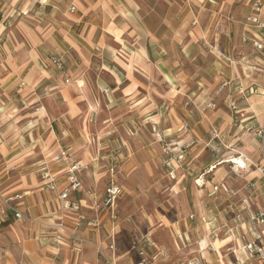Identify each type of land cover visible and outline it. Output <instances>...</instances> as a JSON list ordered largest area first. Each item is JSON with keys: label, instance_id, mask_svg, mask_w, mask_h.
Returning a JSON list of instances; mask_svg holds the SVG:
<instances>
[{"label": "crops", "instance_id": "obj_1", "mask_svg": "<svg viewBox=\"0 0 264 264\" xmlns=\"http://www.w3.org/2000/svg\"><path fill=\"white\" fill-rule=\"evenodd\" d=\"M236 1L217 3L225 14H232L234 22L249 12L250 0ZM210 2V6L215 7L216 0ZM70 5L75 6L74 12L68 11ZM136 11L124 0H0V190L22 193L23 199L18 206L35 219V223H29L9 216L1 224L0 264H56L55 258L64 263L69 251L79 258L88 254L87 259L94 257L89 246L82 243L70 245L66 237L65 241L55 239L54 226L63 220L77 233L75 212L59 209L56 193L42 186V172L37 169L36 174L27 173L21 169L36 163L37 168L46 164L59 174L62 165L51 161V157L62 149L67 152L63 163L77 162L80 165L77 175L81 189L71 197L79 201L81 212L88 217L89 210L92 211L106 231L105 239L109 238L107 242L104 238L98 239V247L109 256L107 246L112 241L117 264H136L139 240L132 245L134 257L124 263L127 261L117 250L114 221L110 219L109 211L96 213L93 210V203L101 199L110 178L116 181L108 170L115 166L109 163L110 159L122 160L124 151L119 148L115 156L106 158L105 172L97 178L102 183L98 191L85 189L83 171L88 164L96 165L99 162L97 153L103 151H96L94 145L87 148L72 141L73 135L111 133L113 126H108V122L114 117L112 107L115 102L118 107H130L126 113L131 115L126 120H140L150 127L158 149L160 144L154 138L156 132L166 140L193 142L185 159L173 163L171 168L175 180L185 185L194 184L191 188L193 194L197 193L194 198L196 210L189 216H198L204 229L218 231L213 232L212 240V236L200 238L198 245L203 244L206 250L205 245L212 241L213 252L224 247L234 260L233 264H248L250 261L239 250V238H251L250 225L236 222L232 211L244 200L248 201L251 210L264 207L263 179L254 167L264 158V58L249 42L242 40L243 36L254 35L255 30L245 23L234 24L232 49L241 50L240 54L235 55L236 59L230 65L213 64L211 79H197L192 86L190 99L195 104L208 99L207 92L212 89L216 93V107L200 112L191 109L192 116L184 114V108H180L179 112L192 122L190 132L184 131L186 124L179 128L177 125L173 127L175 124L160 128L154 123L161 118L155 96L156 73L159 71L164 76L166 73L165 68L155 62L156 54L163 52L164 46L156 42L159 39L156 33L144 25ZM198 16L203 20L206 15L201 11ZM261 19L264 21V7ZM182 32L191 40L212 37L202 29L191 34L184 29ZM165 33L166 30L160 38L166 37ZM215 38L220 36L215 35ZM109 40L114 42L115 48ZM213 50L221 49L214 47ZM116 53L125 59H110L115 63V72L105 64L104 58L111 54L116 56ZM95 55L103 62L99 63ZM53 56L59 59V67L51 62ZM223 77L228 78L229 84L216 92ZM181 84L184 88L186 83ZM231 102L236 104V111L230 109ZM102 113L106 116L103 117ZM170 113L168 111L167 115L172 119ZM102 121L106 127L99 129L97 125ZM260 126L263 128L262 137L255 133ZM209 129L214 130L216 136L214 143L207 148L204 138ZM59 141L67 144L61 145ZM83 150L89 154H81ZM39 152L42 158L38 155L29 159L28 155ZM238 154L247 158L242 175L233 174L226 161L227 157ZM100 159H103L102 155ZM219 159L225 161L208 171L209 166ZM91 173L94 174L93 169ZM166 174L169 175L167 171ZM248 182L251 186L247 187ZM209 184L218 185V191L213 195H209ZM87 190L94 194L93 198L85 195ZM81 195L84 199L79 197ZM215 198H218L216 204L205 209L206 201L212 203ZM227 228H231L233 235L227 232ZM91 229L97 236L101 234L99 227ZM221 229L225 230L224 236L219 238ZM199 258L203 262L202 257ZM250 262L255 264L252 260Z\"/></svg>", "mask_w": 264, "mask_h": 264}, {"label": "rangeland", "instance_id": "obj_2", "mask_svg": "<svg viewBox=\"0 0 264 264\" xmlns=\"http://www.w3.org/2000/svg\"><path fill=\"white\" fill-rule=\"evenodd\" d=\"M210 1L215 0H124L127 6L128 4L133 5L144 25L156 33V37L159 38L156 39V42L164 46V51L156 54L157 61L155 62L157 66H163L166 73V76L159 71L156 73L155 96L157 111L159 110L158 112L161 115V118L154 122L156 127L166 128L175 124L173 127L177 125L176 128H179L186 124V130H182L190 132L193 126L189 117L184 115L185 112L192 116L191 109L200 112L216 107L214 97L216 93L212 89L207 92L208 99L204 102L195 104L190 99V91L192 86L196 84L195 81L197 79L210 80L214 73L210 71L213 64L230 65L235 61V55L240 54L241 50L232 49L234 24H244L245 16L249 12L234 22L232 14H225V10L217 4L220 5L224 0H216L213 8L210 6ZM240 1L237 0L236 3ZM250 4L251 0L249 1V11ZM201 11H204L206 15L203 20L198 16ZM182 20L187 21V23L181 22ZM183 24L185 25L183 26ZM183 29L188 34L202 29L205 30L208 36L212 37L203 39L195 37L191 40L187 35L189 39H186V35L182 34ZM165 30L166 37L160 38ZM215 35L220 36V38L216 39ZM109 41L115 48L114 42ZM214 47L221 50L216 52L213 50ZM97 58L99 63L103 62L101 58ZM111 58L124 61L125 57L120 53H116V56L111 54L104 58L105 64L110 65L111 69L116 72L115 63L110 60ZM227 81H229L228 78L223 77L216 92L228 85L229 82ZM181 83H186L184 88H181ZM113 104L114 117L108 122V126H113L111 133L90 134L88 132L83 135H73L72 141L81 144L83 147L86 145L87 148L94 145L96 151H103L102 154L97 153L99 162H96L94 166L88 164L83 171L82 181L85 189L98 191L102 183L97 178L102 177L105 172L106 158L115 156L119 148L124 151L122 160L113 157L109 161V163L115 165L113 166V178L123 188L122 194L114 202L113 209L117 217L114 220V240L118 252L124 254V259L127 261L124 263L130 262V257H134L135 252L132 245L134 241L139 240V248L144 250L147 258L150 257L151 264H182L192 257H202L203 264H233L234 260L224 247L213 252L208 249L209 244L205 245L207 251L203 244L198 245L201 242L200 238H206V236L210 238L213 232L218 233V231L204 229L198 216L194 215L193 218L189 216L191 212L195 214L196 210V200L194 198L197 193L195 191L193 194L192 183L185 185L167 175V169L162 164L163 155L159 151L161 148L158 149V144L154 142L150 127L142 124L143 121L140 120H126L125 118L131 115V113H126L129 112L130 107H118L117 102ZM103 108L105 109L104 105ZM180 108H184V114L179 112ZM168 111L171 112L172 119L168 117ZM102 116L105 117L106 115L102 113ZM138 126L140 128H137ZM97 127L103 129L106 124L103 126L102 121ZM176 128H172V130ZM205 135L204 142L207 148H210L215 139L212 137V129L207 130ZM154 138L156 140L155 134ZM64 143L60 144L64 145ZM26 154L30 153L24 155ZM81 154L87 155L89 151L83 150ZM38 155L42 158L40 152L28 155V157L32 160ZM101 155L103 159H100ZM37 164L21 169H24L27 173L36 174L37 169L39 170L36 167ZM111 168L112 166L108 169L110 173ZM92 169L94 171L93 175L91 173ZM42 186L45 188L43 183ZM79 197L84 199V195ZM209 201L211 200L206 201V206L204 205L207 210L213 204H216L218 198L212 200V203ZM219 201L223 200L219 199ZM99 202L100 200L96 203ZM93 210L96 213L102 211L101 208H96L94 203ZM91 212L89 210L88 215L90 217H88L79 208L75 212L74 219L75 225L78 227L77 233L73 232L67 222L63 220L61 221L64 227L63 230L58 228L59 224L54 226V237L57 241H65L66 237L70 245L82 243L89 246V251L94 257L87 259V256L90 255L88 254L85 258H79L74 252L69 251L66 257L67 261L61 263L62 260L55 258L56 264H110L103 261L98 253L99 240L100 238H106V231L104 232L100 221ZM80 214L85 216V220L78 219ZM86 220H94L99 225L95 227L88 226L85 223ZM22 222L35 223V219L30 216L28 220H22ZM96 227L100 228L101 234L99 236H97L95 230L91 229ZM224 231V229H221L219 238L224 236ZM105 240L107 242L109 238ZM202 248L204 249L202 250Z\"/></svg>", "mask_w": 264, "mask_h": 264}, {"label": "built area", "instance_id": "obj_3", "mask_svg": "<svg viewBox=\"0 0 264 264\" xmlns=\"http://www.w3.org/2000/svg\"><path fill=\"white\" fill-rule=\"evenodd\" d=\"M264 7V0H251L250 11L245 16V24L255 30L252 36H243L242 40L244 42H249L251 47L260 53L264 58V21L261 19V11ZM69 12L75 11V6L70 5L68 7ZM51 62L58 67L61 65L59 59L56 56L51 58ZM264 70V67H263ZM250 91H253L252 89ZM210 105V104H209ZM230 109L236 111V104L234 102L230 103ZM255 133L262 137L263 128L260 126L255 130ZM212 137L216 136L214 130H212ZM156 140L160 144L161 153L163 155V167L167 169V173L174 177V171L171 168L173 163H181L188 154L190 147L189 142H175L168 141L160 132L155 133ZM67 157L66 150L62 149L57 154L51 157V161L62 165V172L56 174L49 166L46 164H40L39 171L42 172V183L45 188L49 191L56 193V199L58 202V207L60 210H69L77 212L79 209V201L73 199L71 196L77 193L81 189V181L77 175V171L80 167L79 163H63ZM225 161L224 159H219L215 161L212 166H209L208 171L212 168ZM228 161L229 170L235 175H242L246 168L247 158L241 154L236 156H229L226 158ZM254 167L260 172L263 184H264V158L258 163L254 164ZM112 167L110 169L113 174ZM203 183L207 184V180H203ZM210 185V184H209ZM246 185V184H245ZM251 186L250 182L246 185ZM211 189L209 195H213L218 191L217 184H211ZM122 187L110 178L107 182L102 197L99 203H94L96 208H101L102 210H108L110 214V219L114 221L117 217L114 213L113 205L115 200L122 194ZM88 196L92 197L94 194L90 191L86 192ZM23 199V194L20 192L6 193L0 190V225L10 216L15 220L22 221L28 220L30 216L21 210L18 203ZM233 219L238 223H247L250 225L249 236L251 238H239L241 240L240 252L245 254L248 260H252L255 264H264V207L251 210L249 209L248 201H242L238 204L237 208H234ZM78 214V213H77ZM78 219L85 220V216L80 214ZM86 225L88 226H98V222L94 220H86ZM63 224V223H62ZM60 223L59 229L63 230V226ZM227 232L233 235L231 228H227ZM58 236V235H56ZM59 237V236H58ZM209 244V250L215 251L214 243L211 241ZM110 251L109 256L105 255L103 250L98 247V252L102 260L110 264H117L115 262V245L111 241L107 246ZM248 264H252V262ZM136 264H149L146 253L142 248L137 250V262ZM182 264H203L199 257H192L184 261Z\"/></svg>", "mask_w": 264, "mask_h": 264}, {"label": "bare ground", "instance_id": "obj_4", "mask_svg": "<svg viewBox=\"0 0 264 264\" xmlns=\"http://www.w3.org/2000/svg\"><path fill=\"white\" fill-rule=\"evenodd\" d=\"M217 246V245H216Z\"/></svg>", "mask_w": 264, "mask_h": 264}]
</instances>
